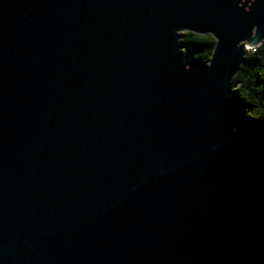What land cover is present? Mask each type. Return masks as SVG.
I'll list each match as a JSON object with an SVG mask.
<instances>
[{
    "label": "water",
    "instance_id": "water-1",
    "mask_svg": "<svg viewBox=\"0 0 264 264\" xmlns=\"http://www.w3.org/2000/svg\"><path fill=\"white\" fill-rule=\"evenodd\" d=\"M238 3L0 0V264H264V130L228 87L264 6Z\"/></svg>",
    "mask_w": 264,
    "mask_h": 264
},
{
    "label": "clouds",
    "instance_id": "clouds-1",
    "mask_svg": "<svg viewBox=\"0 0 264 264\" xmlns=\"http://www.w3.org/2000/svg\"><path fill=\"white\" fill-rule=\"evenodd\" d=\"M254 5L258 7L264 6V0H239L236 7L242 8L243 12L248 14ZM258 31V26L253 25L250 37L236 43V49L241 50L243 53L241 56L243 62L238 65V70L230 75L228 87L236 103L237 111L243 105L245 118L252 121L264 122V61L259 64L251 61V58L254 56L260 57L264 55V38L257 40ZM175 35L183 37V40L180 41L183 44H190L186 40L208 41L212 47L201 52H193L191 58L202 61L207 68L212 67V61L220 43L216 34L212 31L198 32L192 28H180L176 30ZM189 51L190 49L188 48H178V53L182 56H187ZM197 53H203L206 59H194ZM246 59L248 60L247 65L245 64ZM184 70L186 72L190 71V64L185 63ZM257 77L262 81L260 84H257Z\"/></svg>",
    "mask_w": 264,
    "mask_h": 264
},
{
    "label": "trees",
    "instance_id": "trees-1",
    "mask_svg": "<svg viewBox=\"0 0 264 264\" xmlns=\"http://www.w3.org/2000/svg\"><path fill=\"white\" fill-rule=\"evenodd\" d=\"M183 40V37H182ZM186 42L190 43V44H183L185 46V48L190 49L188 55L190 56V58L192 57V53L193 52H201L204 51L206 49H210L212 47V45L208 42V41H197V40H191V41H187ZM194 59H206L203 53H197L194 56ZM251 61L255 64H259L262 61H264V55L260 56V57H252ZM248 60L246 59L245 64L247 65ZM262 81H260L259 77H257V84H260ZM241 103H243V101H241ZM239 117H240V121L235 123L236 127L238 129H244V130H254V129H262L264 130V122H257V121H252L250 119L245 118L244 114H243V105L240 106V110L238 111Z\"/></svg>",
    "mask_w": 264,
    "mask_h": 264
}]
</instances>
